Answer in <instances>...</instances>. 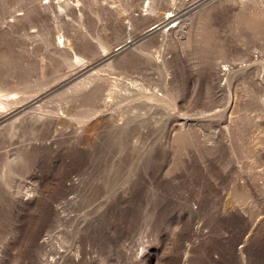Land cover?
<instances>
[{"label": "rangeland", "instance_id": "rangeland-1", "mask_svg": "<svg viewBox=\"0 0 264 264\" xmlns=\"http://www.w3.org/2000/svg\"><path fill=\"white\" fill-rule=\"evenodd\" d=\"M0 264H264V0H0Z\"/></svg>", "mask_w": 264, "mask_h": 264}, {"label": "bare ground", "instance_id": "bare-ground-1", "mask_svg": "<svg viewBox=\"0 0 264 264\" xmlns=\"http://www.w3.org/2000/svg\"><path fill=\"white\" fill-rule=\"evenodd\" d=\"M169 18V17H168ZM128 45V44H127ZM124 47H126V44H124L123 46L120 47V49H123Z\"/></svg>", "mask_w": 264, "mask_h": 264}]
</instances>
